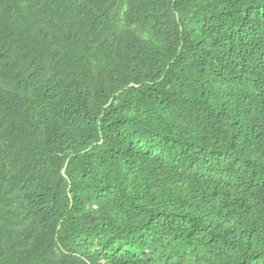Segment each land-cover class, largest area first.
<instances>
[{
    "label": "trees",
    "instance_id": "obj_1",
    "mask_svg": "<svg viewBox=\"0 0 264 264\" xmlns=\"http://www.w3.org/2000/svg\"><path fill=\"white\" fill-rule=\"evenodd\" d=\"M0 264H264V0H0Z\"/></svg>",
    "mask_w": 264,
    "mask_h": 264
}]
</instances>
